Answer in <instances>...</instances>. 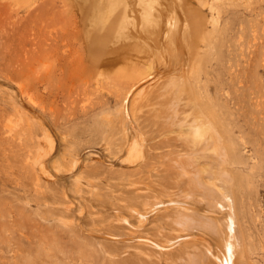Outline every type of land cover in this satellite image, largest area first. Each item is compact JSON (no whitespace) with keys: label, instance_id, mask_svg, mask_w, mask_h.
<instances>
[{"label":"rangeland","instance_id":"obj_1","mask_svg":"<svg viewBox=\"0 0 264 264\" xmlns=\"http://www.w3.org/2000/svg\"><path fill=\"white\" fill-rule=\"evenodd\" d=\"M52 1L53 0H42V4H41V0L40 1L30 0V2L29 0H0V264H29V263L33 264L34 261H35L34 264H43L41 263L42 260L44 264H48V263L49 264L50 263L59 264L60 262H61L60 264H72V263L73 264H76V263L85 264L86 261H87L86 262L87 264H92L90 260L91 254L86 253L83 256L75 255L73 256L74 258H72V256L70 257L68 256V254L66 253V248L68 246L70 247L71 239L68 237L67 234L63 235V237H67L66 238L67 240L65 238H62L59 244L53 241L49 243L43 242L45 246L42 244L40 248H43V249L39 248L38 250L37 247H39V243L31 242L30 238L26 236V233H29V231H27L28 219L36 220L43 224H49L52 226H55L54 224L56 222L60 224L61 226V224L63 223L62 222L63 219L67 221L72 219L70 215H67L66 212L65 213L59 212L57 214L58 218L59 216L61 217L62 215H66V217L69 216L71 219L70 218L66 219L64 216H62V218H59L62 220H58L57 218L54 219V215H55L53 214V211H54L53 208L55 207L54 202L59 201L58 196L61 193L60 192L61 189H63L66 192L65 194L68 196V199L73 198L77 194L75 193V186L77 182L81 183L82 186L84 185L82 187L83 189L93 188L92 190H95V191L100 190L101 184L99 183L89 184L86 181L85 177H83L85 174H87L86 171L88 170V167L85 165V163H87L85 162L86 160H88L89 163L99 162L98 163L99 168H103V167L106 168V165L108 163L110 167L107 166L106 169L111 168L110 170L112 173L117 172L118 174L116 173L115 174L117 175V177L120 176L118 178H121V177L125 178L128 174L127 172H129L131 168L133 170H136L137 168L138 171H140L146 167V164L142 163L143 161L140 159L139 160L137 159L135 161L136 164L134 165H133V162L132 163H130V161L127 162L129 158L137 156L138 151H141L140 150L141 146H142V150L144 151L145 148L143 145L145 144V141L140 140V138L136 139L134 137H133L134 142H133V139L131 140V138H130L131 141L129 140V138H124V140L123 139L119 140V138H122L121 135L113 134V133L110 134V128L107 127L105 123L106 118L108 117L110 118L111 116L113 117L119 110V107H120L118 105L119 103L117 102V99L112 94V92H120V89L122 91V89L125 87L124 85L122 86L123 83L115 82L114 84L113 82L112 84L111 82L110 86H108L110 82L106 84L105 89L111 90L112 92L110 93V95H108L107 100L109 102L106 104V106L103 105V107L99 101L97 103V100H99L100 98L99 94H98L99 97L98 96L96 97V94L98 92L95 93L93 91L94 93L93 92H89V94L85 93L86 95L89 96L88 98H86L87 96L83 95L84 93H82L81 90L79 89L80 87L78 85V81L82 80V78L84 79V76L86 78L88 75H90L91 73L90 70L92 69L94 70L95 68L92 64V65H89V69L87 70L86 61H88L87 66L91 62L88 60L87 56L83 55V57H85V60H84V58L82 57L81 49H80L81 56H78V54H80L78 51L79 48L78 49L76 48V46L78 47L77 35H79L80 33L84 34L86 32L84 30H86L85 28L87 27L86 26L87 22L85 21L84 16H82L84 12H82L83 11L82 3H79L81 1L80 0H67L66 1L67 3L64 1V5H63V0H55L53 2ZM129 1L130 2H128V5L127 4L126 5L131 8L134 6V10L129 7L128 9H130V11L127 10L131 13L130 16L132 15L130 17L131 23H132L131 29L134 30L135 29L134 27L136 26V29L134 30L135 32L131 33V35L133 34L132 38L138 41V44H140L143 47H146V49L148 50H150L151 47H153L154 49L151 51L152 53H155L154 55H156L157 53L162 56V58H160L159 55H156L157 57H153V60H150L151 62L147 61L144 64V67L146 66H147L146 68L150 67L148 68V70H152V71L146 72V74L148 73L145 76L147 77L146 81L141 83L134 90V92L131 94V97H130L131 99L129 98L128 100L129 103L127 104V106H128L130 115L133 116V113L135 115H138L139 119H141L142 122H146V121L147 123L151 122L148 124L147 127H150L149 125L153 127L155 125L153 121L155 118L154 112L156 108L157 109L160 108L161 103H164V105L165 103L166 105L170 103V102H167V99L168 101H171L172 93H173L174 98L172 100V104L168 105L169 107H173V105L176 106L177 101L179 102L184 97H188V95H190L189 97L191 98V100L197 101L198 104L199 103L202 104V102L204 101L203 102L204 105L199 104V106H201L204 109L206 108L210 111L212 110L211 112L215 115L218 114V116L216 115L217 117L216 116L215 117L216 119H218L216 123L220 125V127L219 126L218 127L220 131L222 132V143L221 144L222 146H224V149H227L226 154L224 153L225 155L224 154L222 155L221 162L223 160V156H225L224 159L226 158V160H228L227 161L228 163H226L227 166H225V163L222 165L223 163L222 162L220 163L222 167L221 165L218 164L219 166L217 165L216 168L221 167V170H223L224 167H226V170L224 169V171L227 172L230 178H228L227 176L224 179H229L232 181L230 185L232 186L234 184L233 186L234 187L236 186L235 188L233 187L234 191L236 188H238L236 189L237 191L239 190L238 192H236L237 196H235V192L234 191L233 192L235 196L234 199L237 198V200L235 199L236 200L235 206H236V210H238L237 213L239 212L238 216L241 217L239 218L240 221L241 222L243 221L242 223L245 224V221L248 218V220L246 221V224H248V221L250 222L254 218L253 219L254 221L250 222L252 226L251 230L253 232V242L249 244L251 246H255V244L257 243L256 247L261 246L264 242V241L261 242L262 239H264V0H213V1L212 0H207V1L206 0H182V1L175 0V2L177 1L176 4L175 2L172 3V0H168L169 6L166 2L167 0H163V3L160 0H157V1L153 0V2L152 0H146L144 1V3L146 2L147 4L146 7L148 6V8H143L145 6L144 3H142V5L141 4L138 5V3H140L142 0H138V2L137 0H132L133 1L132 3H131V0ZM178 1L182 2L184 6L186 5L187 7L186 9L182 5L186 9L187 15L184 13L185 12L184 10H182L183 12L181 11L185 17L183 16L181 12H179L180 9L182 8H180L181 6L179 5L181 3L178 4ZM214 1H216V3L218 2L219 5L214 3ZM150 2L151 4L153 3V5L154 4L156 5L155 6L150 5ZM157 2H159L158 3L159 7H158ZM47 3L49 4V6L47 5ZM77 3H78V7H77ZM171 3L173 4V7ZM39 4L41 5L40 8H39L40 6ZM131 4L133 6H131ZM170 4L172 8L170 7ZM137 5H138V11H139V6L141 5L142 7L140 8V11L143 8L144 10L142 11L146 10L147 14L145 12L142 13L141 11L139 12L140 14L139 15L137 13L138 12ZM163 5L165 6L164 9L161 8V6L163 7ZM57 6H58L57 8L58 11L57 9L53 11L54 17L56 13V20H55V18L53 17L52 9L56 8ZM167 6L169 8H167ZM42 7L44 10L41 9ZM62 7H64L65 12L63 11ZM213 7H214V10H213ZM153 8L155 11L152 10ZM166 8H167V11H166L167 13H165V15H167L169 11V14H168L169 17L164 16V12ZM177 9H178L179 15L176 13ZM151 10L155 12L154 13L155 16H152L153 12ZM158 10H159V13H158ZM30 11H31V14H29ZM56 11L58 12V15L60 14L59 16L57 15ZM43 12L44 14H46L44 17L46 20H44V22H43V16H44ZM189 12H191V14L193 12L194 13L191 15ZM202 12L205 13V15L202 14ZM47 13L49 14L47 15ZM136 13L138 17L141 16L139 18H140V21H142V23L139 22L138 25L135 20V18L137 17ZM62 14H63V17L65 15L64 17L66 21L65 23H64ZM161 14H163V16ZM174 14H175L176 21L175 20L173 21V19H175L173 18ZM180 15H182L183 17H180ZM68 16H71L72 18H69ZM177 16L180 19H178ZM142 17H143V20H142ZM146 17H148L147 19H149L148 21L149 23L146 21ZM152 17H155L154 20H152L153 19ZM51 18L53 19V21L51 20ZM165 18L167 21L162 22L164 21ZM181 18L183 19V23H182ZM11 19L12 21H9ZM70 19L73 20V22H71ZM132 20L134 21L132 22ZM155 20H159L157 21L159 24ZM49 21H52V23ZM150 21L151 22L153 21L154 23H151ZM160 21L162 22V24H164V27L162 26ZM68 22H69V26H68ZM174 22H176V24ZM199 22L201 23V27H200ZM66 23H67V26H66ZM83 23L85 26L84 30L82 29ZM133 23H136V24H133ZM143 23L146 24V26ZM152 24H154L155 28L152 27ZM188 24H189V28H188ZM197 24L199 28L197 27ZM46 25L48 29H49V26H51L50 27L52 28L51 32L53 33H51L50 30H48L47 32L46 27H45L46 29L45 31L43 27ZM77 25L80 27H78ZM159 25L161 28L159 27ZM172 25L174 26L171 28ZM176 25H178L179 27ZM138 26H139L140 32L143 34L142 36L144 37L138 36L140 35ZM168 26L170 27V29ZM53 27H56V29H54ZM64 27L67 30L69 29V31L65 30ZM77 27L79 28V30ZM157 27H159L160 30H162L161 31L162 33L161 32L158 33L159 30ZM166 27L169 31L166 29ZM200 28H202V30H200ZM59 29L61 32L58 31ZM177 29H179L180 31L178 32ZM183 29H185L184 30L185 36H184ZM173 30L174 31L176 30L175 32H177L176 33L177 37L175 36V39L173 36ZM77 31L79 33L76 34ZM145 31L148 32V35H147V32L144 33ZM191 31H193V33ZM205 32L208 36L207 38L204 37ZM56 33L58 34L57 36H56ZM73 33H75V37L77 40L75 39L74 41L76 42L73 41V38H74ZM149 33L151 35L150 37H149ZM194 33H195L196 38L193 36ZM213 33H215V35ZM44 34H45V38H44ZM181 34H183V37H185L184 41L187 40L189 35H190L189 40L191 38L193 39L191 40L192 44H191V41L188 40V43H190L189 47L188 45H186L188 48L192 46V49H190L189 51H188V48L187 49L184 48L186 49V51H184L183 48L181 49L178 48L180 47V45L177 44L178 38H179V44L181 43V47H185V45H182V43L184 44V42L182 41L183 38L181 37ZM33 35L35 36V38ZM36 35H37V38H36ZM156 36L158 37V39L160 38L159 39L160 41L157 39ZM166 36L167 37L170 36L172 40L169 38L167 39L168 42H166L165 41ZM141 37L143 41L146 38L143 43H142ZM201 37H202V41L201 39H199ZM61 38L63 40H60ZM154 38L158 40V41L155 40V42L157 43L159 42L161 45L160 44L156 45V43L154 42ZM208 38H209L208 41L206 42L205 40L203 41V39L207 40ZM35 39H37V41ZM49 39L51 43L48 42ZM173 39H174L175 45L174 43H172ZM139 40H141L140 43H139ZM147 40H149L148 45H146ZM194 40L198 42V44H196V42L194 44ZM169 41L172 43V46L171 44H169ZM39 42H40L42 49H44L46 45H47V48L48 47L49 49L51 48L50 53L49 51H47L49 50L47 48H46L47 50L44 49L45 52L43 53V50L39 46ZM48 43L51 44V47ZM186 43L187 42H185V44ZM207 43H209V45ZM52 44L53 46L55 45L56 48L53 47ZM71 44L73 46L75 44V47H73L74 49L72 48L73 49L72 52H71L72 50ZM167 44H169V46ZM68 46H69L70 52L68 51ZM156 46L161 47V49L159 47L156 48ZM199 46L201 47L200 50L198 49ZM52 47L54 48L53 51H52ZM174 47H175V50H174ZM75 48L77 50H75ZM194 48L195 50L197 49V51L199 50V52L197 51H196L197 53L194 52ZM207 50L208 52H206ZM77 51H78V54H76ZM169 51L170 53L173 52L172 54H174L175 58H177L178 60H179V57H181V59L179 60V63L180 61L181 63L187 62V64L183 63L184 71L182 70L180 72V67L178 69L177 68L178 66L175 64V62L178 60L173 58L174 56L169 55L168 54ZM51 52L53 53L52 55H50ZM69 53L71 55H68ZM37 54L39 55L37 56ZM197 54L199 56H197ZM42 55L45 58L42 57ZM185 55L187 56L188 61H186ZM171 56H172V59L170 60ZM69 57H72V60H71L72 65L69 61L70 59ZM182 57L184 58V60L182 59ZM164 58H166L165 63H163ZM77 59L79 60L77 61ZM189 60L192 61V63L194 60L196 61V63H193L192 65V63H190ZM52 61L53 63L55 62L54 65L55 64L57 65V66L55 65L56 67L54 66L55 67L54 69L52 67L53 65ZM66 61H67V67L69 66L68 68L65 67ZM78 62H80L81 64ZM203 62L205 63L204 66H203ZM171 63L172 65L173 64L175 65V66L173 65L174 69ZM78 64H79V67H78ZM44 65L46 66L45 68H47L45 70H44ZM101 67H105V68L101 69ZM164 67H165V71H164ZM169 67H170V70H167V68L169 69ZM196 68L197 69L199 68V70H196ZM100 69L106 70V71L110 70V68L108 69V67L105 65L100 66ZM185 69H187L186 72H185ZM64 70L65 71L67 70L68 72H65ZM204 70L206 73L203 72ZM52 71H55V72H52ZM196 71H198V77H197ZM48 72L50 73L49 76L47 75ZM63 72L65 73V75L63 74ZM86 72H89V74L87 75ZM159 72H162L161 74L165 75V78H163L164 77L163 75L160 76ZM60 73H61V76H60ZM188 73L190 77L188 76ZM204 73L207 75H204ZM235 73H236V76L234 75ZM53 74L55 75L53 76ZM185 74L187 75L186 76L187 78L191 80L193 79V81L188 80L187 78H184ZM59 76H60V79H59ZM180 76H182V81L184 80L183 83H181ZM169 77L171 78V80H169L170 79ZM59 80H60V83H58ZM155 80H158V81H155ZM165 80L169 81L170 84L172 85H169V83L167 82L166 84L164 82ZM72 81H75V82L71 83ZM185 81H189V83L191 82L190 85L191 87L192 86L194 87L193 88L194 91L192 90V88L190 89V87H187L189 86V84H187L188 82L186 83L187 86L185 85ZM197 81H199L200 84ZM45 82H47V84ZM201 82L203 83L202 85H201ZM204 82H205V87H204ZM155 83H156V86H155ZM164 83L167 86V88L170 87V89H172L171 93L169 91V88H168L169 92L168 93L165 92L166 90H165ZM68 84H69L70 89L68 87ZM151 84H153V86H155L157 89V90L155 89L156 95L153 92L154 88ZM113 85H115V89L113 88ZM182 85H184V87ZM147 86L148 87L152 86L153 90L152 88L151 89L147 88ZM197 86L199 87V90ZM175 87L178 88V90L180 91L178 92V94L182 93V95L180 94L181 98L178 97V95H176L177 89H175ZM186 87L188 88L187 89L188 94L185 92V95H183L184 91L186 90ZM140 88H141V91H138V89L140 90ZM160 88H162L161 93H160ZM182 88L185 90L181 92ZM146 89L147 90L149 89V91H146ZM144 90L146 92L145 95H144ZM196 90L198 91L197 94L199 98L197 94L195 93ZM76 92H78L81 95H79ZM164 92L166 94H164V98H163L162 93ZM157 94L158 96L159 94L161 95L159 96L160 100L156 98L158 97ZM204 94L206 95V97ZM82 95H83V98H80L78 102L79 98L77 97H80V96L82 97ZM191 95L193 97H191ZM92 96L94 97V99L92 98ZM136 96L139 97V102L136 99L137 98ZM149 96L151 97L150 99H149ZM73 97L75 99H73ZM95 97H96V100H95ZM147 97H148V100H147ZM175 97H178L177 99L179 98L180 99L174 100ZM195 97H197L198 99ZM90 98L91 100L92 99L95 100V104L93 103L94 102L93 100L90 101ZM133 98H135L136 100L135 99L133 100ZM141 98H143L144 101H142ZM145 100L147 101V103H145ZM200 100L202 102H200ZM87 102H88V105L86 106L88 107L85 106ZM91 103H92L91 105L92 108L89 105ZM141 103L143 104L141 105ZM93 104L96 105V107L93 106ZM72 105H73V108L70 107ZM99 105L102 108L98 107ZM117 105H118V108H117ZM148 106L149 108L146 109L145 107H148ZM82 107H85V108H82ZM139 107H140L139 110H141V113L138 110ZM150 107L152 108L150 109ZM89 108H90V111H89ZM115 108L118 110L116 111ZM69 109H73L74 112L72 110L70 111ZM97 109L101 110L102 115L100 114V110L96 112ZM103 109H105L104 111H106L107 109H110V110H107L106 112H104ZM114 110L115 112L111 113L114 115H111L110 113L109 114L111 116L107 115L108 112L114 111ZM214 111L217 113H215ZM96 114L98 115L97 118L95 116ZM103 114L105 116H103ZM44 115L47 117L46 119ZM68 115L70 118L67 117ZM131 116H130L131 120L133 119L132 121H136ZM98 118L100 121H98ZM94 122L96 123L98 122L99 124L101 123L102 126L104 125L103 123H105L106 126L104 125L102 127L101 124L100 125L98 124L99 126L98 125L96 126V123L94 124ZM136 123L137 121L135 122V124ZM45 125L49 128L48 130H50L51 137H53L52 142L49 139L47 140V138L43 137L42 132H43V128ZM138 126H140V124H138ZM104 128H106L105 130H108V131L104 132L103 130ZM118 135L120 136L118 137ZM229 135L231 136V138ZM117 137H118V140H117ZM226 138H228V140ZM116 140H117V143H116ZM119 141L121 145H123L121 147L123 148V150L119 147L120 145H117ZM136 141L140 142V143L137 142L138 146H140L139 149L137 146L134 145L136 144ZM223 141L228 146L224 145ZM233 142L235 143L234 146L233 145L230 146V144H233ZM112 143H114L115 149H113V145H110ZM131 143L132 145H134L133 148H132ZM116 145H117V148L115 147ZM124 145L126 147V150H124L125 149ZM228 147H229V150H228ZM120 150L122 151L121 154L118 152ZM127 151H130L131 153ZM133 151H135L134 153L135 156L133 155ZM104 152H107V156L103 158V156L106 155V153ZM111 152H113L114 156H111L112 154ZM116 152L118 153V155H116L117 154ZM87 153L89 154L87 155ZM97 153H99L100 155H98ZM128 153H129V157H128ZM73 154L75 156V159L78 156L76 160L81 161V162L78 161V163L74 165L75 166L74 168L71 165V164H74L75 162L73 158L74 157ZM227 154H229V157L226 156ZM80 156H81V159H80ZM96 156H99V157H96ZM115 156L117 158H115ZM90 157L92 161L90 160ZM95 157L97 159H95ZM125 157L126 158L128 157L127 161H124L126 160ZM71 161H74V162H71ZM100 161L102 163H100ZM124 162L127 165L124 164ZM137 162H141V163H138V165L139 164H143V165L138 166ZM83 166L85 168H83ZM116 167L118 170L116 169ZM122 169H124L125 172ZM228 169L229 170L231 169V171L235 174V176L232 175L233 174L232 172L229 173V171H227ZM153 170L155 169L153 168ZM216 170L218 171V173L221 172L220 169H216ZM77 171L79 172V174L80 172L81 173L83 172V173L79 175ZM119 171H121L122 174ZM231 175L234 177H231ZM79 176L80 178H78ZM219 179L220 177L218 178V180ZM221 180H223V178H221ZM229 180H228V184H229ZM233 180H235V182ZM86 182L88 185L86 184ZM36 187L39 188V191L35 189ZM59 187H61V189H59ZM104 187L101 188V190H103ZM71 188H73L74 190ZM106 188L108 189V187ZM151 189L153 188H150V190ZM166 189L167 188H165V190ZM150 190H146V192L149 191L146 194H148V197L151 198V196H153V192L152 190L151 191ZM154 190L157 192L158 195L155 194V192L154 194L157 197L159 196L158 200L168 199L169 194L167 195L166 191H169V190L164 191V189H161V187H158V188L155 187ZM162 190L166 193H164ZM159 191L160 193H158ZM159 194H162L163 197L165 196L167 199L165 197L163 198L162 195L160 196ZM56 197L58 200L56 199ZM156 199L157 198L155 197V200ZM240 203H242L244 206L241 204V207H240ZM237 208H239L241 212ZM242 208H243V211L246 213H244L243 215H240L243 212L241 210ZM246 209L247 211H245ZM121 213H125L124 210H122ZM246 214L248 217L247 218L243 217ZM250 214L252 215L251 216L252 219L250 217ZM157 220L160 222L159 218L156 219V221ZM162 221H163L161 222L162 224L161 223L155 224V221H154L153 228H155L156 226H161V225L165 226L164 225L165 219H162ZM157 224H160V225H157ZM165 228L168 229L167 226ZM258 232L260 233V235L258 234ZM261 233L263 235H261ZM166 239H167V236H166ZM63 240H64V243L62 242ZM94 243L96 245L95 244L91 245L94 251L93 253H96L97 255H101V252L104 250V248L103 250L102 249L98 250L102 245H100V242L96 241L95 238H94ZM98 243H99V248L97 245ZM126 244H127L126 242L118 241L117 247H119L120 250H122V249H125V247L120 246V245L126 246ZM19 246L22 248V250H20L19 252H16L15 249ZM262 246L264 247V245ZM56 248L58 251L56 250ZM68 248L67 250H69ZM46 249L47 251H45ZM95 250L100 254L95 252ZM259 251H261L260 253L258 252L259 254L256 253L255 254L256 256L254 255L255 264H264V248H262V250L259 248ZM38 252L40 255L38 254ZM28 254H30L31 256H29ZM111 254H112V251L110 253L109 251L107 252V250H106V253H105V250H104V253L102 252V255H108V257ZM65 255H67L66 258H65ZM88 255L90 256L88 257ZM50 256H52V258ZM76 256L78 257L76 258ZM111 256L114 257L115 254ZM17 257L18 259H16ZM30 257L31 259H29ZM75 259L77 262L75 261Z\"/></svg>","mask_w":264,"mask_h":264},{"label":"bare ground","instance_id":"obj_2","mask_svg":"<svg viewBox=\"0 0 264 264\" xmlns=\"http://www.w3.org/2000/svg\"><path fill=\"white\" fill-rule=\"evenodd\" d=\"M53 1H55V0H53ZM64 1L66 2L67 0H63V5H64ZM80 1L81 2H79V3H82V6H83L82 12H84V14H82V16H84V19L87 22V24H86L87 27L85 28L86 30H84L85 26L83 23L82 29L86 32L84 34L80 33L79 35H77L78 40L75 37V33H73V36H74L73 41L75 39L77 40L78 44L77 43L76 44L78 45V47L76 46V48L77 49L79 48V50H78L79 53H80V49H81L82 50L81 51L82 57H83V55L87 56L88 60L91 62L87 66L88 61H86L87 70L89 69V65H92V64L95 68H94V70L93 69L90 70V72H91L90 75H88L89 72H86L88 76L86 78L84 76V79L82 78V80L78 81V85L80 87L79 89L81 90L82 93H84L83 95L87 96L86 98H88L89 96L86 95L85 93L89 94V92H93V91L95 93L98 92L96 94V97L99 94L100 98H99V100H97V103L99 101L103 107V105L106 106V104L109 102L107 100L108 95H110V93L112 92L111 90L105 89L106 84H108L110 82L108 85V86H110L111 82H112V84H113V82H114V84H115V82L123 83L122 86L124 85L125 87L122 89V91L120 89V87H121V85H120V87H119L120 92H112V94L117 99V102L119 103L118 104L120 106L119 110L115 108L116 111L118 110L115 115L111 114V113H114L115 110L108 112L107 115L111 114L114 116L112 117L110 115L111 116L110 118L109 117L106 118L105 123H106L107 127L110 128V134L113 133V134H120L121 135L122 138H119V140L120 139L124 140V138H129V140H130V138H131V140L133 139V142H134V138H136V139L140 138V140L145 141V144L143 145L145 148L144 151L142 150V146H141V148H140L141 151H138V154L136 157H131L127 161L128 157H129V153H128V157L127 158L125 157L126 160H124V161H127V162L130 161V163L133 162V165H134V164H136L135 161L137 159L138 160L140 159L143 161L142 163L146 164V167L144 166L145 168H143L140 171H138L137 168H136V170H133L131 168V170H129V172H127L128 173L127 176L124 175V176H126L125 178L124 177L118 178L120 176L117 177V175H116V174H118L117 172L114 171L116 173L115 174V173L111 172V170H110L111 168L106 169L107 166H109L108 163L106 165V168L105 167L99 168V165H98L99 162L98 163H96V162L89 163L88 160L84 159V160H86L85 162H87V163H85V165L88 167V170L86 171L87 174H85L83 177H85L86 181L89 184H93V183L101 184L100 190L96 189L97 191H95V190H92L93 188L92 189H83L82 187L84 185L82 186L81 183L77 182V184L75 183L76 184L75 193H77V194L73 198L68 199V196L65 194L66 192L63 189H61V187H59V189H61V191L59 190L61 193L58 196V198H59L58 202L59 203L57 201H55V202L53 201L54 206H55L53 208V210H54L53 214H55L54 219L57 218L58 220H62V219H59V218H62V216H64L66 219L67 218L69 219L70 217L72 219L70 218L71 220H68V221L63 219V221H62L63 225L61 224V226H63V227H61L60 224H58L57 222L54 224L55 226H52L49 224H43V223L36 221V220L28 219L27 231H29V233H26V236L30 238L31 242H38L39 243V247H37L39 250V248L42 246L43 242L49 243V242L53 241V242L59 244L61 242L62 238H65V239L67 238V237H63V235L67 234L68 237L71 239L70 247L68 246L69 247L68 248L66 246L69 249V250H67V248H66V253L68 254V256L69 257L72 256V258H74L73 256H75V255H82L83 256L86 253L91 254V256L88 255V257L89 256L91 257L90 260H91L92 264H255L254 255L258 252L259 253L261 252V251H259V248L261 250H262V248H264L262 246V245H264V242H263L264 239H262V241H261V242H263V244L259 247L258 246L256 247L257 243L255 244V246H251L249 244V243L253 242V232L251 230L252 226H251L250 222H253L254 218L252 219V217H251L252 215L250 214V217L252 219L250 222L248 221V224H250V225L246 224V221L248 220L247 214L245 216H243V217L247 218L245 221V224L242 223L243 221L242 222L240 221L239 218H241V217L238 216L239 212L237 213L238 210H236V206H235L236 205L235 201L237 200V198H235L236 200L234 199V197L237 196L236 192H238L239 190L237 191L236 189H238V188H236L234 191L233 189L236 186L234 187L233 183H232L233 184L232 186L230 185L232 181L229 179H224L228 176V174L226 171H224V169L226 170V167H224V169L222 168L223 170H221V167L224 163H225V166H227L226 163H228L227 162L228 160H226V158L224 159L225 156H223V160H222L223 163H222L221 159H222V155L224 153L226 154L227 149H224V146H222V144H221L222 143V132L219 129L220 125L216 123V121L218 120V119H216L218 114H216L217 115L216 116L215 114H213L211 112L212 110L210 111L206 108L204 109L201 106H199V104L202 105L204 101L202 102L200 100V102H202V104L201 103L198 104L197 101L191 100V98L189 97L190 95H188V97H184L183 99H185V100L182 99L179 102L177 101L176 102L177 104L175 103L176 106L173 105V107H169L168 105L172 104V100L174 98L173 93H172L171 101H168V99H167V102H170V103H168L167 105H166V103H165V105H164V103H161L160 108H158V109L156 108V110L154 112L155 118L153 121V123L155 125L153 127H151V125H149L151 128L147 127L148 124L151 122H149V123H147V121L142 122L141 119H139L138 115H135L133 113V116H131L129 109H128V106H127V104L129 103L128 100L131 97V94L134 92V90L141 83L146 81L147 77H145V76L148 74V73L146 74V72L152 71V70H148V68H150V67H148V68H146L147 66L144 67V64L147 61L153 60V57H157L156 55H159V54L156 53V55H154L155 53H152V51H151L154 49L153 47H151V49L148 50V49H146V47L141 46L140 44H138V41H136L132 38L133 34L131 35V33L135 32L134 30L136 29V26L134 25L135 26L134 30L131 29L132 23H131L130 17L132 15L130 16V14H131L129 12L130 9H128L129 6H127L128 2H130L129 0H80ZM142 1L140 3H138V5L139 4L142 5V3H144V1H146V0H142ZM160 1H162V3H163V0H160ZM24 2H26V1H24ZM29 2H30V0H29ZM132 2L133 1L131 0V3ZM137 2H138V0H137ZM152 2H153V0H152ZM159 2H157V4ZM166 2L168 4V0ZM173 2H175V0L174 1L172 0V3ZM49 3H51V2H49ZM134 3H136V2H134ZM176 3H177V1L175 2V4ZM179 3H181L179 5V6H181L180 8H182V9H180L179 12L184 10L185 11L184 13L186 14V9H187L186 5L184 6V4L182 2L178 1V4ZM214 3H216V1H214ZM41 4H42V0H41ZM54 4H52V5H54ZM144 4H145V6L143 8H148V6L146 7V5H147L146 2ZM167 4H165V5H167ZM171 4H170V7H171ZM216 4L219 5L218 2ZM47 5L49 6L48 3H47ZM138 5H137V11H138ZM141 5L139 6V11L137 12L138 14H139V12L144 10L142 8L140 11V8L142 7ZM150 5H153V3L151 4V2H150ZM155 5L156 4H154L153 6H155ZM211 5H212V3H211ZM131 6H133V5L131 4ZM168 6H169V4H168ZM168 6H167V8H169ZM179 6H178V8H179ZM40 7H41V5L39 6V8ZM64 7H62V8H63V11L65 12ZM77 7H78V3H77ZM158 7H159V4H158ZM172 7H173V4H172ZM57 8H58V6L56 8H53L52 13ZM129 8H131V7H129ZM161 8L164 9L165 6L163 5V7L161 6ZM167 8L165 9L164 16L169 17L168 16L169 11H168V14L165 15V13H167L166 12ZM41 9H43V7ZM41 9H40V11H41ZM131 9L134 10V6ZM156 9H158V8H156ZM127 10H129V11H127ZM152 10H154V8ZM213 10H214V7H213ZM57 11H58V9H57ZM154 11H152L153 12L152 16H155ZM176 11L175 12L179 15L178 9ZM66 12H67V10H66ZM143 12L146 13V10L142 11V13ZM156 12H157V10H156ZM137 13H136V15H137ZM158 13H159V10H158ZM189 13L191 14V12H189ZM195 13H196V11H195ZM29 14H31V11ZM29 14H28V16H29ZM32 14H33V12H32ZM43 14H44V12H43ZM48 14L49 13H47V15ZM66 14H68V13H66ZM202 14L205 15V13H203V12H202ZM45 15L46 14H44V16H43V22H44V20H46L44 18ZM57 15H58V12H57ZM161 15L163 16V14H161ZM183 16H184V14H183ZM183 16L180 15V17H183ZM53 17H54V13H53ZM62 17H63V14H62ZM64 17H65V15H64ZM64 17H63V20L65 23L66 21H65ZM68 17L72 18L71 16H68ZM139 17H141V16H139ZM139 17L137 15V17L135 18L137 25L139 22L142 23V21H140ZM148 17H146L147 22L149 21V19H147ZM150 17H151V15H150ZM54 18L56 20V13H55ZM137 18H139V19H137ZM152 18H153L152 20H154L155 17H152ZM159 18H160V16H159ZM173 18H175V14H174ZM177 18H178V16H177ZM132 19H133V17H132ZM144 19H145V17H144ZM178 19H180V18H178ZM201 19H202V17H201ZM51 20L53 21L52 18H51ZM142 20H143V17H142ZM174 20L176 21V18L173 19V21ZM181 20L183 23L182 18H181ZM9 21H12V19ZM52 21H49V22L52 23ZM70 21L73 22V20H71V19H70ZM133 21L134 20H132V22ZM155 21L157 22L159 20H155ZM166 21L167 20L165 18L164 21H162V22H166ZM202 21H201V23H202ZM46 22H48V21H46ZM162 22L160 21L161 24H162ZM179 22H180V20H179ZM51 23H49V24H51ZM56 23H57V21H56ZM58 23H59V21H58ZM136 23H133V24H136ZM151 23H154V22L152 21ZM174 23L176 24V22H174ZM201 23L199 22L200 27H201ZM79 24H80V22H79ZM70 25H71V23H70ZM144 25L146 26V24H144ZM160 25H159V27H160ZM174 25H172L171 28ZM66 26H67V23H66ZM68 26H69V22H68ZM162 26L164 27V24H162ZM176 26H178V25H176ZM45 27L47 29V32H48V30H50V32H51V29H52V28H50L51 26H49V29L47 28V25L44 26L43 28L45 29ZM56 27H53V28L56 29ZM78 27H80V26H78ZM152 27L155 28L154 24H152ZM159 27H157L159 30L158 33L162 31V30H160L161 27L160 28ZM190 27H191V25H190ZM197 27H198V24H197ZM150 28H151V26H150ZM188 28H189V24H188ZM46 29H45V31H46ZM64 29H65V27H64ZM166 29H167V27H166ZM169 29H170V27H169ZM65 30H67V29H65ZM78 30H79V28H78ZM138 30H139V26H138ZM138 30H137V32H138ZM177 30H178V32L180 31L179 29H177ZM184 30L185 29H183L184 36H185ZM193 30H194V28H193ZM200 30H202V28H200ZM58 31H60V29ZM67 31H69V29ZM72 31H73V29H72ZM175 31L173 30L174 39H175V36L177 33ZM146 32L147 31H145L144 33H146ZM191 32L193 33V31H191ZM51 33H53V32H51ZM77 33H79V32L77 31L76 34ZM152 33H153V31H152ZM139 34L140 35H138V33H137V35L139 37L143 35L140 32V30H139ZM198 34H199V32H198ZM213 34L215 35V33H213ZM57 35L58 34L56 33V36ZM147 35H148V32H147ZM150 36L151 35L149 33V37ZM193 36L196 38L195 33ZM142 37H144V36H142ZM142 37H141V39H142ZM181 37L183 38L182 41L184 42V44L182 43V45H185V47H181V43L179 44V38H178V40L177 39L176 40H177V44L180 45V47H178V46L177 47L180 49L181 48L187 49L189 47V44H190V43H188L190 35L188 38L186 37L187 38V40L185 39L186 41H184L185 37H183V34H181ZM197 37H199V36H197ZM204 37H206V38L208 37L206 32H205ZM34 38H35V36H34ZM34 38H33V40H34ZM36 38H37V35H36ZM44 38H45V34H44ZM169 38H170V36L169 37L166 36L165 41L168 42L167 39H169ZM145 39H144V41H145ZM157 39H158V37H157ZM157 39L154 38V42H155V40L158 41L160 38L158 40ZM174 39H173L172 43H174ZM199 39H201V41H202V37ZM35 40L37 41V39H35ZM60 40H63V39L61 38ZM176 40H175V42H176ZM191 40H193V39L191 38L189 41H191ZM204 40L206 42L209 40V38L207 40L203 39V41ZM211 40H212V38H211ZM144 41L142 39V43ZM148 41L149 40H147L146 45L149 44ZM48 42H50V39ZM74 42H76V41H74ZM140 42H141V40H139V43ZM185 42H187V43L185 44ZM195 42L196 41L194 40V44H195ZM50 43H48V44L51 47ZM155 43H156V45L160 44L159 42L158 43L155 42ZM172 43L169 41V44H171V46H172ZM209 43H210V41H209ZM209 43H207V44L209 45ZM37 44H38V42H37ZM45 44H46V42H45ZM169 44H167V45L169 46ZM191 44H192V41H191ZM196 44H198V42H196ZM67 45H69V44H67ZM174 45H175V43H174ZM186 45H188V47ZM39 46L41 48L40 42H39ZM52 46H53V44H52ZM53 47L56 48L55 45ZM53 47H52V51L54 50ZM73 47H75V44H74V46L72 45L71 49ZM157 47H159V46H156V48ZM175 47H174V50H175ZM197 47H198V45H197ZM46 48H47V45L45 46L44 49H46ZM76 48H75V50H77ZM159 48L161 49V47H159ZM200 48L201 47L199 46L198 49L200 50ZM44 49H42L43 53L45 52ZM47 49H49V47ZM50 49L47 50V51H49V53H50ZM73 49L71 50V52L73 51ZM186 49H184V51H186ZM190 49H192V46L190 48H188V51ZM206 49H207V47H206ZM167 50H169V49H167ZM199 50L197 51V49L195 50V48H194V52H196V51L199 52ZM68 51H69V46H68ZM78 51H77V53L76 52L75 53L78 54ZM206 52H208V50ZM33 53H34V51H33ZM172 53H170V51H169L168 54L174 56V54H172ZM52 54L53 53L51 52L50 55H52ZM160 54H161V52H160ZM198 54H197V56H199ZM38 55L39 54H37V56ZM68 55H71V54L69 53ZM78 56H81V53L78 54ZM172 56L170 57V60L172 59ZM42 57H44V56L42 55ZM159 57L162 58L161 55H159ZM164 57H165V55H164ZM33 58H34V56H33ZM69 58H70L69 61L71 63L72 57H69ZM83 58L85 60V57H83ZM173 58H175V56ZM165 59L166 58H164L163 63H165ZM175 59H177V58H175ZM180 59H181V57H179V60ZM182 59L184 60L183 57H182ZM187 59L188 58L186 56V61H188ZM75 60H76V58H75ZM78 60L79 59H77V61ZM179 60L178 61L175 60L176 61L175 64L178 66V67L176 66L178 69L180 67V72H181L184 69L183 63H185V62L181 63V61H180V63H179ZM47 61H48V59H47ZM167 61H168V59H167ZM203 61H204V59H203ZM160 62H162V61H160ZM49 63H50V61H49ZM52 63H53V61H52ZM54 63L52 65L53 69L57 66L56 64H55L56 65L55 66ZM78 63H80V62H78ZM190 63H192V61H190ZM193 63H196V61L193 60ZM193 63H192V65H193ZM65 64H66L65 67H67V61L65 62ZM73 64H74V62H73ZM76 64H77V62H76ZM154 64H155V62H154ZM185 64H187V62ZM71 65H72V63H71ZM104 65L107 66L108 69L110 68V70L109 71L101 70L102 68H105V67H101V69H100V66H104ZM171 65H172V63H171ZM204 65H205V63L203 62V66ZM174 66H173V69H174ZM45 67L46 66L44 65V70L47 69ZM78 67H79V64H78ZM186 67H187V65H186ZM187 69H189V68H187ZM187 69H185V72ZM62 70H63V68H62ZM161 70H163V69H161ZM167 70H170V67H169V69L167 68ZM196 70H199V68L198 69L196 68ZM164 71H165V67H164ZM52 72H55V71H52ZM65 72H68V71L66 70ZM175 72H176V70H175ZM196 72H197V77H198V71H196ZM203 72H205V70ZM48 73H47V75L49 76L50 73L49 74ZM161 73L162 72H159L160 76L163 75ZM172 73H173V71H172ZM205 73H204V75H207ZM63 74L65 75L64 72H63ZM71 74H72V72H71ZM186 74H185L184 78H187ZM54 75L55 74H53V76ZM183 75H184V73H183ZM234 75L236 76V73ZM60 76H61V73H60ZM60 76H59V79H60ZM163 76H164L163 78H165V75H163ZM188 76L190 77L189 73H188ZM156 77H157V75H156ZM180 77H181V83H183L184 80L182 81V76H180ZM53 78H55V77H53ZM199 78H201V77H199ZM157 79H158V77H157ZM159 79H160V77H159ZM187 79L191 80L189 78H187ZM55 80H57V79H55ZM55 80H53V81H55ZM169 80H171V78ZM177 80H178V78H177ZM152 81H154V80H152ZM155 81H158V80H155ZM191 81H193V79ZM74 82L75 81H72L71 83H74ZM164 82L165 83L167 82V83H169V85H172L167 80H165ZM197 82H199V81H197ZM45 83L47 84V82H45ZM54 83H52V84H54ZM58 83H60V80ZM165 83H164V85H165ZM186 83L189 84V86H187ZM190 84H191V82L189 83V81H185V85L187 87H190V89L192 88V90H193L194 87L193 86L191 87ZM199 84H200V82H199ZM202 84L203 83L201 82V85ZM151 85L153 86V84H151ZM173 85H175V84H173ZM152 86L151 87L147 86V88L151 89ZM155 86H156V83H155ZM155 86H153V88H154L153 92L154 93H155V89H156ZM182 86L184 87V85H182ZM68 87H69V84H68ZM158 87H159V85H158ZM187 87H186V90L182 88L181 92L183 90H185L183 95H185V92L186 93L188 92ZM204 87H205V82H204ZM113 88L115 89V85H113ZM117 88H118V86H117ZM153 88H152V90H153ZM163 88H164V86H163ZM168 88H169V91L171 93L172 89H170V87H168ZM168 88L165 85V90H166L165 92L166 93L169 92ZM171 88H173V87H171ZM69 89H70V87H69ZM175 89H177L176 95H178V97H180V94L182 95V93L178 94V92H180V91L176 87H175ZM161 90H162V88H160V93H161ZM192 90H190V91H192ZM198 90H199V87H198ZM24 91H23V93H24ZM138 91H141V88H140V90L138 89ZM146 91H149V89L148 90L146 89ZM72 92H73V90H72ZM165 92L162 93L163 98H164V94H166ZM197 92L198 91L196 90L195 93L197 94ZM76 93H78V92H76ZM204 93H205V91H204ZM134 94H136V93H134ZM145 94H146V92L144 90V95ZM147 94H148V92H147ZM79 95H81V94H79ZM83 95H82V97L81 96L80 97L75 96V97L79 98L78 102H79L80 98H83ZM155 95H156V93H155ZM93 96H95V95H93ZM93 96H92V98L94 99ZM157 96H158V94H157ZM159 96H161V95L159 94ZM159 96L156 98H158L160 100ZM197 96H198V94H197ZM96 97H95V100H96ZM133 97H134V95H133ZM178 97H175L174 100H176ZM191 97H193V96L191 95ZM205 97H206V95H205ZM208 97H209V95H208ZM135 98H133V100ZM143 98H141L142 101H144V99H145V98L144 99ZM150 98L151 97L149 96V99ZM195 98H197V97H195ZM198 98H199V96H198ZM73 99H75V98L73 97ZM136 99L139 102V97H137ZM179 99H177V100H179ZM82 100H84V99H82ZM92 100L90 98V101H92ZM95 100H93L94 104H95ZM147 100H148V97H147ZM153 100H154V98H153ZM153 100H152V102H153ZM132 103H133V101H132ZM145 103H147L146 100H145ZM94 104H93V106L96 107V105H94ZM142 104L143 103H141V105ZM162 104H163V106H162ZM86 105H88V102H87V104H85V106ZM89 105L91 106L92 103ZM118 105H117V108H118ZM139 105H140V103H139ZM70 107L73 108V105ZM86 107H88V106H86ZM98 107L102 108L100 105ZM203 107H205V106H203ZM82 108H85V107H82ZM91 108H92V106H91ZM142 108H144V107H142ZM145 108L147 109V108H149V106L145 107ZM151 108L152 107H150V109ZM139 109H140V107L138 108V110ZM69 110L73 111V109H69ZM87 110H88V108H87ZM98 110H100V109H97L96 112ZM104 110L105 109H103V111ZM107 110H110V109H107ZM89 111H90V108H89ZM106 111H104V112H106ZM139 112L141 113V110H139ZM145 112H147V111H145ZM215 113H217V112H215ZM97 114L95 115L96 118L98 117ZM100 114H101V110H100ZM103 116H105V115L103 114ZM130 116L133 117L134 120L137 121L136 124H135L136 121H132L133 119L131 120ZM44 117H45V119L47 118L45 115H44ZM67 117L70 118L69 115ZM98 121H100L99 118H98ZM95 123L96 122H94V124ZM105 123H103V124L105 125ZM98 124L99 123L97 122L96 126ZM138 124H140V126H138ZM101 126H102V124H101ZM101 126H100V128H101ZM48 129L49 128L45 125L43 128V132H42L43 137L47 138V140L49 139L52 142L53 137H51L50 130H48ZM105 129L106 128L103 129L104 132L108 131ZM120 135H118V137ZM118 137H117V140H118ZM230 138H231V136H230ZM226 139L228 140V138H226ZM117 140H116V143H117ZM150 140H151V142H150ZM137 142L138 141H136V144H134V143L133 144L135 146H137L139 149L140 146H138ZM132 143H131V145H132ZM138 143H140V142H138ZM223 143H224V145H226L224 141H223ZM234 144L235 143L233 142V144H230V146L231 145L234 146ZM110 145H113V149H115L114 143H112ZM117 145H120L119 146L120 148L123 146V145H121L120 141ZM117 145L115 146L116 148H117ZM125 145H124V147H125ZM134 145H132V148ZM89 146H87V147H89ZM108 146H109V144H108ZM226 146H228V145H226ZM106 147H107V145H106ZM121 149L123 150V148H121ZM134 149H135V147H134ZM124 150H126V147ZM128 150H130V149H128ZM228 150H229V147H228ZM131 151H132V149H131ZM107 152H104V153H106V155L103 156V158L107 156ZM118 152L120 154L122 153L121 150ZM127 152H130V151H127ZM227 152H229V151H227ZM231 152H232V150H231ZM89 153H87V155ZM111 153L113 154V152H111ZM134 153H135V151H133V155H134ZM97 154L100 155L99 153H97ZM112 154H111V156H114V154L113 155ZM75 155H77V154H75ZM116 155H118V153ZM73 156H74V154H73ZM81 156H80V159H81ZM90 156H91V154H90ZM94 156H95V154H94ZM122 156H123V154H122ZM226 156L229 157V154H227ZM77 157H76V159H77ZM96 157H99V156H96ZM96 157H95V159H97ZM73 158H74L75 162L71 161V162H74V164H71V163L70 164L74 168L75 167L74 165L77 164L79 160H76L75 156ZM84 158H86V157H84ZM115 158H117V157L115 156ZM98 159H100V158H98ZM120 159H118V160H120ZM90 160H91V157H90ZM79 162H81V161H79ZM100 163H102V162L100 161ZM112 163H113V161H112ZM118 163H119V161H118ZM138 163H141V162H137V165H138ZM220 163H222V165ZM122 164H123V162H122ZM124 164H126V163L124 162ZM218 164L221 165V167L216 168ZM139 165L142 166L143 164H139ZM111 166H113V165H111ZM151 167H152V169H151ZM83 168H85V167L83 166ZM153 168L155 170H153ZM116 169H117V167H116ZM216 169H220L221 172L218 173V171ZM122 170L124 171V169H122ZM80 171H81V169H80ZM227 171H229V173L232 172L231 169L230 170L228 169ZM119 172L121 173V171H119ZM82 173L80 172V174H79V172H78L79 175H81ZM232 175L235 176L234 173ZM232 175H231V177H234ZM219 177H220V179L218 180ZM78 178H80V176ZM221 178H223V180H221ZM228 178H230V176H228ZM235 178H233V179H235ZM228 180H229V184H228ZM233 181L235 182V180H233ZM87 182H86V184H87ZM104 184H106V185H104ZM90 187H91V185H90ZM103 187H104V189L101 190V188H103ZM106 187H108V189ZM155 187H157V188L161 187V189H164V191L169 190V191H166L167 193L162 190L167 195L169 194L168 195L169 197L165 194L168 197V199L164 196L167 200H158L159 196L157 197L155 195V194H157V192L154 190ZM73 188H71V189H73ZM150 188H153V189H151L153 192V196H151V198L148 197V194H146L147 192H149V191L146 192V190H150ZM165 188H167V189L165 190ZM35 189L37 191H39V188L36 187ZM233 191L235 192V196H234ZM154 192H155V194H154ZM158 193H160V191ZM159 195L161 196L162 194H159ZM155 197L157 198L156 200H155ZM162 197H163V195H162ZM56 199H57V197H56ZM241 204L242 203H240V207H241ZM239 208H237V209H239ZM122 210H124L125 213H121ZM241 210L243 211V208ZM239 211H240V209H239ZM245 211H247V209ZM59 212H64V213L66 212L67 215H70V217L69 216L66 217V215H62L61 217L59 216V218H58L57 214ZM244 213H246V212L243 211L242 214H240V215H243ZM160 217H161V219H160ZM158 218H159L160 222L158 220L156 221V219H158ZM162 219H165V222L167 225L164 222L165 226H163V225L156 226V227L154 226L156 229L153 228L154 221H155V224L161 223V222H163ZM242 220H243V218H242ZM157 225H160V224H157ZM244 225H246V226H244ZM166 226L168 229L165 228ZM254 227H256V226H254ZM254 227H253V229H254ZM258 234L260 235L259 232H258ZM261 235H263V234L261 233ZM166 236H167V239H166ZM94 238L96 241L100 242V245H102L99 248V243L97 244L98 248H99L98 250H100V249L103 250V248H104L105 253H106V250H107V252L109 251V253L112 251L111 255L115 254V256L112 257L110 255L111 257L110 256L108 257L109 254L108 255H102V252L104 253V250L103 251L101 250L102 252L100 251L102 256L97 255L96 253H93L94 251H93V248L91 247V245L95 244ZM261 238H263V237H261ZM258 239H260V238H258ZM118 241L126 242L127 243L126 246L128 245L127 246L128 248L125 245H120V246L125 247V249L120 250V248L117 247ZM62 242L64 243V240ZM65 245H63V246H65ZM55 246H54V248H55ZM63 248H65V247H63ZM40 249H43V248H40ZM20 250H22V248L20 246L15 249L16 252H19ZM56 250H57V248H56ZM91 250H92V252H91ZM96 250H95V252L98 251V250L97 251ZM45 251H47V249ZM62 252H63V250H62ZM38 254H39V252H38ZM98 254H100V253H98ZM28 255L31 256L30 254H28ZM66 256L67 255H65V258H66ZM50 257L52 258V256H50ZM50 257H48V258H50ZM77 257L78 256H76V258ZM16 259H18V257ZM29 259H31V257ZM35 259H36V257H35ZM37 259H39V258H37ZM57 259H58V257H57ZM75 261H76V259H75ZM83 261H84V259H83ZM27 262H29V261H27ZM37 262H39V261H37ZM86 262H85V264H87ZM34 263H35V261L33 262V264ZM41 263L44 264L43 260ZM54 264H56V263H54Z\"/></svg>","mask_w":264,"mask_h":264}]
</instances>
